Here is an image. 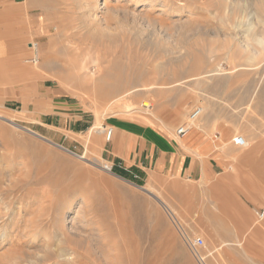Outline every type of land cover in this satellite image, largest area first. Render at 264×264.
<instances>
[{
    "label": "rangeland",
    "instance_id": "374dc122",
    "mask_svg": "<svg viewBox=\"0 0 264 264\" xmlns=\"http://www.w3.org/2000/svg\"><path fill=\"white\" fill-rule=\"evenodd\" d=\"M214 74L235 97L223 173L105 167L115 119L175 137ZM258 107L264 0H17L0 12V264H264ZM183 230L204 239L200 262Z\"/></svg>",
    "mask_w": 264,
    "mask_h": 264
},
{
    "label": "crops",
    "instance_id": "0c3cea01",
    "mask_svg": "<svg viewBox=\"0 0 264 264\" xmlns=\"http://www.w3.org/2000/svg\"><path fill=\"white\" fill-rule=\"evenodd\" d=\"M15 3L17 0H0V12ZM194 88L192 82L195 91ZM206 94L208 99L204 116L184 136L160 134L142 118L115 119L111 126L114 137L107 139V154L104 152L114 172L132 177L143 175L148 168H154L188 179L209 178L223 173L227 152L219 148V138L228 137L231 108L235 100L231 96L230 77L224 74L212 75L207 80ZM44 102L37 99L38 104ZM50 102L47 100V104ZM257 113L254 122L261 124L264 121V108L258 107ZM228 150L231 152V148Z\"/></svg>",
    "mask_w": 264,
    "mask_h": 264
},
{
    "label": "built area",
    "instance_id": "2783aa9c",
    "mask_svg": "<svg viewBox=\"0 0 264 264\" xmlns=\"http://www.w3.org/2000/svg\"><path fill=\"white\" fill-rule=\"evenodd\" d=\"M34 46V56L31 57L28 61L32 62V63H38L39 62V55H38V52H37V48L36 46L37 45H33ZM202 107H196L190 114V119L192 121L198 119L200 117V115L202 114ZM191 125L190 124H185V125H182L180 126L178 129H177V135L178 136H184L185 134H187L190 130H191ZM113 134V129L110 128L108 130V135H112ZM234 143L238 146V147H246L248 145V142L246 140V138L242 135H238L234 138ZM107 169L109 171H114L113 170V165L109 166V165H106ZM171 216L173 218H177L176 215L171 211L169 210ZM257 215L259 218H264V210L262 211H258L257 212ZM176 221H178L176 219ZM180 223V222H179ZM181 225V224H180ZM184 235H183V239L185 241V243L187 244L188 248L192 251V253L194 254V256L196 257V259L200 262L202 259L200 257V249L203 247L204 245V239L201 237V236H197V235H191L189 233H187L186 231H184Z\"/></svg>",
    "mask_w": 264,
    "mask_h": 264
},
{
    "label": "bare ground",
    "instance_id": "6f19581e",
    "mask_svg": "<svg viewBox=\"0 0 264 264\" xmlns=\"http://www.w3.org/2000/svg\"><path fill=\"white\" fill-rule=\"evenodd\" d=\"M94 60V59H93ZM14 70V69H13ZM16 70V69H15ZM23 74H24V76L26 77V78H29V77H31V78H34V77H37L36 75H34V73H32V71L30 70V69H23ZM93 81H95L96 82V80L93 78L92 79ZM9 82V81H8ZM8 82H6V84L8 83ZM6 86V85H5ZM9 86H10V84H9ZM28 88H30V87H28ZM11 89V88H10ZM10 91V90H9ZM150 107L151 106V104H149V103H147V102H143L142 104H141V107ZM124 107L125 108H128L129 110H131V112H132V110H142V108L141 107H136V106H133L132 104H129V103H127V104H125L124 103ZM152 107V106H151ZM138 110V111H139ZM130 112V113H131ZM112 113H115V112H113L112 111ZM112 115V114H111ZM158 117V116H157ZM5 121H8V122H12V123H14V121H13V119L12 118H8V117H2ZM195 122L196 121H191V124H193V125H195ZM19 124H17V126H18ZM193 125H191V127L193 126ZM23 129H25V130H28V131H30L31 129L29 128V127H23ZM171 129V128H170ZM113 135V134H112ZM112 135H108V133H107V139L109 140V139H111L112 138ZM106 167V166H105ZM107 168V167H106ZM152 193V192H151ZM159 198V197H158ZM160 199V198H159ZM2 203H4V202H2ZM200 254V253H199ZM61 256H63V258H65V259H70V257H68V254L67 253H63V254H61ZM200 257H201V255H200ZM202 259V258H201Z\"/></svg>",
    "mask_w": 264,
    "mask_h": 264
},
{
    "label": "trees",
    "instance_id": "16d2710c",
    "mask_svg": "<svg viewBox=\"0 0 264 264\" xmlns=\"http://www.w3.org/2000/svg\"><path fill=\"white\" fill-rule=\"evenodd\" d=\"M121 176H123V177H126V178H130V177H128L127 175H125V174H120ZM132 179V178H131Z\"/></svg>",
    "mask_w": 264,
    "mask_h": 264
}]
</instances>
